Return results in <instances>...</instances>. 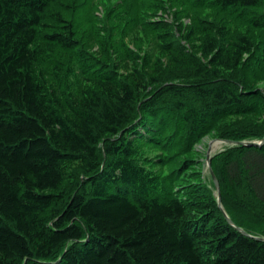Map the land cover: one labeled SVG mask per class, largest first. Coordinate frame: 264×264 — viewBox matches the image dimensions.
<instances>
[{
	"label": "trees",
	"instance_id": "16d2710c",
	"mask_svg": "<svg viewBox=\"0 0 264 264\" xmlns=\"http://www.w3.org/2000/svg\"><path fill=\"white\" fill-rule=\"evenodd\" d=\"M95 1L0 0V264H264V143L212 159L232 223L145 147L168 124L192 145L261 115L226 140H264V89L243 74L264 49L189 11L264 32V0H170L180 38L139 15L106 37Z\"/></svg>",
	"mask_w": 264,
	"mask_h": 264
},
{
	"label": "rangeland",
	"instance_id": "374dc122",
	"mask_svg": "<svg viewBox=\"0 0 264 264\" xmlns=\"http://www.w3.org/2000/svg\"><path fill=\"white\" fill-rule=\"evenodd\" d=\"M78 1V0H70ZM170 0H96L94 8L103 27L106 29V37L110 34H114L116 37L120 32V28L124 27L127 20L134 16L139 15L147 22L161 21L173 25L176 36L181 37L177 30L179 24L175 16V9L172 8ZM84 0H80V3ZM190 6V3H189ZM162 7H164L162 9ZM189 11L200 18L203 21L226 23L231 32L235 35H248L261 49H264V32L255 31L249 29L247 24L242 21H235L229 17L226 13H221L211 8H197L191 7ZM184 25L190 24V19L182 20ZM173 29V30H174ZM111 36V35H110ZM135 37V36H133ZM148 35L144 33L139 34L135 41L142 44L145 51H148L153 45H150ZM132 38L127 39L125 42L130 48H135ZM185 42H183L184 44ZM261 57L258 63L250 62L247 68H244V77L247 88L264 89V50L260 53ZM153 93V92H152ZM150 93L149 95H152ZM148 95V96H149ZM263 126V117H241V118H220L212 122V126L208 134L195 144L190 145L189 139L185 136L183 131L178 132L176 125L168 124L163 131V141L159 145L160 147H153L146 145L151 157L157 154H163L168 156V164L160 168V172L163 174H170L176 171L180 176V182L177 183L182 189L191 187H202L205 189V194L217 197V191L214 184L212 174L215 175L212 167V159L217 161L218 157L231 145H228L225 141L226 138L235 136L242 130L252 124L259 126L260 123ZM246 141L257 142V139H247ZM166 147V148H165ZM187 164V165H185ZM185 166V167H184ZM217 179V177L215 176ZM68 179L64 187H68L70 183ZM70 185V184H69ZM179 188V189H181ZM181 191V190H178ZM26 264V262L22 263ZM34 264V263H31Z\"/></svg>",
	"mask_w": 264,
	"mask_h": 264
},
{
	"label": "water",
	"instance_id": "95a60500",
	"mask_svg": "<svg viewBox=\"0 0 264 264\" xmlns=\"http://www.w3.org/2000/svg\"><path fill=\"white\" fill-rule=\"evenodd\" d=\"M228 145H232V146H242V145H252L254 144L253 142H247V141H230V140H226L225 141ZM264 142V140L259 143V144H262ZM213 176V179H214V183H215V186H216V189L218 191V204H219V207L222 208V197H221V192H220V187H219V183H218V180L215 178V175L212 174ZM224 213V212H223ZM225 214V213H224ZM226 216V214H225ZM227 220L232 223V221L228 218V216H226ZM244 233V232H243ZM245 234V233H244ZM264 240V239H262Z\"/></svg>",
	"mask_w": 264,
	"mask_h": 264
}]
</instances>
